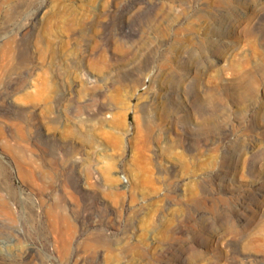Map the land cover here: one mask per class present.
I'll return each instance as SVG.
<instances>
[{"label":"rangeland","instance_id":"rangeland-1","mask_svg":"<svg viewBox=\"0 0 264 264\" xmlns=\"http://www.w3.org/2000/svg\"><path fill=\"white\" fill-rule=\"evenodd\" d=\"M0 202V264H264V0H0Z\"/></svg>","mask_w":264,"mask_h":264},{"label":"bare ground","instance_id":"bare-ground-1","mask_svg":"<svg viewBox=\"0 0 264 264\" xmlns=\"http://www.w3.org/2000/svg\"><path fill=\"white\" fill-rule=\"evenodd\" d=\"M1 203V202H0ZM4 205V204H3Z\"/></svg>","mask_w":264,"mask_h":264}]
</instances>
